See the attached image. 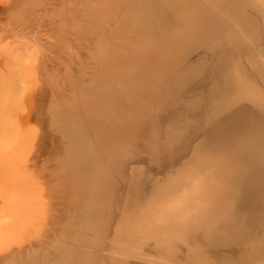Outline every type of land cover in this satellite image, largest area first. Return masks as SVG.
I'll use <instances>...</instances> for the list:
<instances>
[{
  "label": "bare ground",
  "instance_id": "obj_1",
  "mask_svg": "<svg viewBox=\"0 0 264 264\" xmlns=\"http://www.w3.org/2000/svg\"><path fill=\"white\" fill-rule=\"evenodd\" d=\"M108 1L137 47L91 33L108 73L82 81L80 122L56 124L82 191L56 264H264V1ZM119 108L134 130H116Z\"/></svg>",
  "mask_w": 264,
  "mask_h": 264
},
{
  "label": "rangeland",
  "instance_id": "obj_2",
  "mask_svg": "<svg viewBox=\"0 0 264 264\" xmlns=\"http://www.w3.org/2000/svg\"><path fill=\"white\" fill-rule=\"evenodd\" d=\"M81 1L0 0V263L8 258L6 264H33V257L48 253L47 264H56L54 248L68 244L69 210L74 209L76 193L82 192L79 175L65 160L68 144L56 124L80 122L84 109L92 107L82 81L94 71L108 73L99 67L94 38L106 33L122 54L137 47L136 33L125 30L123 20L119 26L120 13L108 0H84L85 8ZM117 116L116 130H134L128 119L140 120L124 109ZM155 170L154 175L159 173ZM49 201L56 205L46 206ZM56 207L61 210L51 209ZM71 246L76 251L100 250L93 244ZM145 255L153 261V254Z\"/></svg>",
  "mask_w": 264,
  "mask_h": 264
}]
</instances>
